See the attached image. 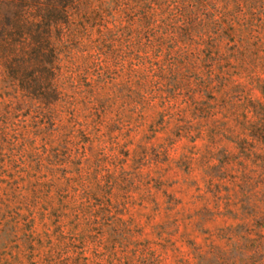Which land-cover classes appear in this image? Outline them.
Returning a JSON list of instances; mask_svg holds the SVG:
<instances>
[{"label":"rangeland","instance_id":"1","mask_svg":"<svg viewBox=\"0 0 264 264\" xmlns=\"http://www.w3.org/2000/svg\"><path fill=\"white\" fill-rule=\"evenodd\" d=\"M127 3L90 0L94 30L136 27ZM191 3L188 32L161 16L171 54L134 47L58 106L53 174H0V264H264V0Z\"/></svg>","mask_w":264,"mask_h":264},{"label":"trees","instance_id":"2","mask_svg":"<svg viewBox=\"0 0 264 264\" xmlns=\"http://www.w3.org/2000/svg\"><path fill=\"white\" fill-rule=\"evenodd\" d=\"M152 1L154 6L147 0H126L127 6L133 3L131 9L141 10L136 27L118 24L94 30L90 0H0V174L7 167L25 171L36 158V169L44 167L53 174L51 159L58 155L57 148L66 149L71 132L66 125L55 124L58 106L92 104L111 62L121 66L120 75L126 54L134 47L167 44L171 54L175 46L171 40H176L179 29L174 22L188 24L186 32L193 29L196 6L191 0ZM165 14L174 22L161 18ZM145 59L138 56L142 65ZM88 63H97L94 70L100 71L93 72L91 83L82 77ZM160 74L165 75V68ZM82 87L88 96L79 102L68 91L81 94Z\"/></svg>","mask_w":264,"mask_h":264}]
</instances>
